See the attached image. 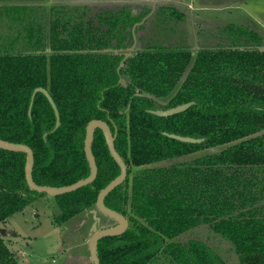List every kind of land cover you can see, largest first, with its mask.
<instances>
[{
  "label": "trees",
  "instance_id": "1",
  "mask_svg": "<svg viewBox=\"0 0 264 264\" xmlns=\"http://www.w3.org/2000/svg\"><path fill=\"white\" fill-rule=\"evenodd\" d=\"M1 1L0 17L9 21L0 34V139L32 149L36 184L63 187L90 174L86 127L101 120L126 164L124 181L104 205L128 226L98 240L99 263L226 264L202 240L175 241L206 224L231 244L237 264H264V35L230 23L214 47L148 42L137 49L147 6L133 13L126 3L28 8ZM38 9L47 12L44 21ZM158 12L185 20L174 6ZM37 87L57 107L56 129L46 96L36 92L31 99ZM187 102L184 111L154 113ZM91 151L93 182L51 196L28 187L26 153L0 148V223L40 196L54 200L58 213L51 222L58 227L95 208L120 168L99 128ZM200 151L208 152L154 165ZM0 264H19L1 235Z\"/></svg>",
  "mask_w": 264,
  "mask_h": 264
},
{
  "label": "rangeland",
  "instance_id": "2",
  "mask_svg": "<svg viewBox=\"0 0 264 264\" xmlns=\"http://www.w3.org/2000/svg\"><path fill=\"white\" fill-rule=\"evenodd\" d=\"M167 0H10L9 4L26 6L28 8L46 7L51 4L63 5H114L130 4L133 10L147 6L150 13L145 17L143 29L139 30L135 48H141L148 42L162 45L187 46L195 50V46L214 47L219 41H223L225 34L222 27L234 23L247 26L264 35V0H244L245 4L233 7L237 0H210L212 7L203 8L200 11L198 24L200 27L191 26L190 20H171L158 12L161 5ZM196 4L199 1L195 0ZM0 3L2 1L0 0ZM5 4V3H4ZM4 4L0 5V12ZM47 4V5H46ZM171 6L172 4L169 3ZM203 4V1H202ZM198 6V5H196ZM43 11V12H42ZM37 10L41 20L47 18V12ZM197 12V11H195ZM198 13V12H197ZM199 19L193 21H199ZM253 20L252 23H249ZM7 18L0 17V34L4 35L2 28L8 25ZM16 28L15 25L12 26ZM194 27V28H193ZM197 41V42H196ZM208 151H200L193 154L163 161L155 166H170L180 162L191 160L197 156L207 154ZM137 169H132L134 174ZM92 210V209H91ZM91 210L78 214L65 224L58 227L52 224V214L58 213V208L51 197L40 196L25 206L21 211L9 216L5 222L0 223V235L6 241L9 249L14 253L19 264H92L89 253V241L91 238L90 227L93 223ZM100 221L97 230L110 228L117 224L116 221L99 212ZM199 239L207 243L226 264H237V258L231 244L214 233L209 225L200 224L195 228L175 238L177 242H185L188 239Z\"/></svg>",
  "mask_w": 264,
  "mask_h": 264
},
{
  "label": "water",
  "instance_id": "3",
  "mask_svg": "<svg viewBox=\"0 0 264 264\" xmlns=\"http://www.w3.org/2000/svg\"><path fill=\"white\" fill-rule=\"evenodd\" d=\"M132 12L136 13V10H132ZM261 50H264V47H261ZM36 92L43 93L46 96V98L48 99L51 107L53 108L55 118H56L54 129H56L60 125V121H59V113H58L57 107H56L52 97L50 96L47 89H45L43 87H37L34 89L31 99H33V96L35 95ZM191 104H192V102H187V103H184L182 105H178L176 107H172V108H169L166 110H157V111H154V113L157 115H161V116H168V115H172V114L184 111ZM31 105H32V102L30 103V106L28 109L29 113L31 110ZM96 128H99L102 130V132L105 136V140L107 143L108 150H109L112 158L114 159V161L119 166L120 173L115 179H113L103 189L100 190V192L98 193L97 199H96L95 208H93L91 210V212L93 214V216H92L93 223L91 224V227H90V232L92 234H91V238H90L88 246H89L90 260H91L92 264H100L99 258L97 255V242H98V240L103 238V237H107V236L120 235L127 229V226H128V222H127L126 217H124L120 213H118V212H116V211H114V210H112V209H110L104 205V198L106 197V195L108 193H110L119 184H121L127 175L126 164L122 160L120 155L117 153V151L114 147V137H113L112 132H111L110 128L108 127V125L104 121H101V120H91L87 124L85 141H84V152H85V156H86L87 161H88L89 166H90V174L86 178L80 179V180H78V181H76L70 185L63 186V187H52V186L36 184L32 179V169H33V164H34V155H33L32 149L25 144L13 143V142H10L7 140L0 139V148L1 149L26 153L27 161H26V166H25V180H26L28 187L31 190H34V191H37L40 193H47L48 195L56 196V195L75 191V190L79 189L80 187L93 182V180L95 179V177L97 175V166H96V162H95L94 156H93L92 151H91V143H92V138H93L94 131ZM172 137L179 139L181 141H185V142H195L196 141V139L189 138V137H182V136H176V135H172ZM98 212L102 215H105V216H108V217L114 219L117 224L115 226L110 227V228H104L101 230H97V225L100 221V218L97 215Z\"/></svg>",
  "mask_w": 264,
  "mask_h": 264
},
{
  "label": "crops",
  "instance_id": "4",
  "mask_svg": "<svg viewBox=\"0 0 264 264\" xmlns=\"http://www.w3.org/2000/svg\"><path fill=\"white\" fill-rule=\"evenodd\" d=\"M197 1H199V4H196L195 0H167L165 5L171 6L169 4L171 3L172 6L182 11L185 15V19H187L188 22L190 20L191 26H194L196 28V27H200L198 26V24L201 22V20H203V19H199L200 18L199 12L202 11V9L205 7L206 9H208L209 7H212L211 5L208 4L211 2L210 0H197ZM202 1H203V4H202ZM240 4H245L244 0H237L236 2H233V5H234L233 7H238ZM195 11H197L198 13ZM193 19L195 20L199 19V21H193ZM252 21L253 20L251 19L249 23H252ZM197 47L198 46H195V50L197 49Z\"/></svg>",
  "mask_w": 264,
  "mask_h": 264
}]
</instances>
